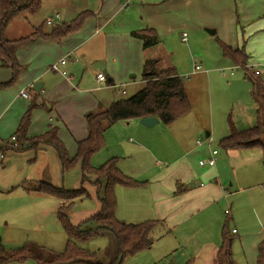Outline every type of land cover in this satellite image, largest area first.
Wrapping results in <instances>:
<instances>
[{
	"label": "crops",
	"instance_id": "1",
	"mask_svg": "<svg viewBox=\"0 0 264 264\" xmlns=\"http://www.w3.org/2000/svg\"><path fill=\"white\" fill-rule=\"evenodd\" d=\"M55 1L54 3H59L64 12L71 16L59 23L71 22L85 11L90 14L78 30L65 36L61 42L39 36L21 47L17 51V59L25 68L11 84L3 85L12 78V70L3 67L0 60V85H3L0 86V150L5 153V159L0 163L3 167L8 156H14L15 152L26 149L7 147V142L2 140L4 139L2 136L5 131L11 133V136L17 131L32 102L38 105L31 109L28 137L41 135L51 127H57L59 137L62 140L75 139L77 147V141L88 135V114L102 111L113 101L123 98H110L106 93L108 89L122 88L120 91L126 94L127 88L137 83L140 86L136 92L140 90L146 81L143 78V67L147 59L159 58V65L162 67L174 66L172 62L164 64V59L169 56L168 49L177 38V34L181 33V41L188 44V30L191 31V40L195 42L193 33L202 32L203 27H208L215 29V34L220 33L221 39H226L229 33L227 30L231 26L234 31L237 24L249 23L264 11V0H90V4L86 5H90L91 8L83 10H80L78 3L80 0ZM42 7L43 0L40 11ZM56 11L59 12L58 8L53 7L52 13ZM49 13L46 12L42 20L36 19L29 23L32 30L28 34H20L19 37L31 34L35 27L43 22L46 31L59 24L50 25L46 22ZM19 16L21 15L9 23L6 31L9 28L13 30L12 26L16 20L29 22L27 19H18ZM145 28L156 31L159 37L157 45L145 48L143 40L132 33ZM185 32L188 37L186 41L182 39ZM64 57L67 61L60 63V66L67 71L68 77L50 68L53 63ZM192 61L191 65L188 60L189 63L180 66L181 73L187 75L185 87L192 109L183 117L168 124L172 128L167 131L168 136L162 139L155 138L150 131L140 127L139 124L142 123L138 119L119 121L105 131L106 145L102 150L107 151L108 159L118 158V165L124 173L145 181L137 187H116V215L128 222L150 219L159 221L152 233H158L156 239L171 236L169 242L172 247L179 248L177 240L179 243L183 241L182 245L189 248L185 264H216V254L222 242L225 221L214 212L211 216L207 215V212L215 210L216 206L223 205L231 197L235 200L242 194V198L246 188L239 185L237 190H232L234 185L232 180L229 183L230 187L226 185L224 170L226 162L234 164L233 176L236 177L239 163L233 160L239 157V151L228 150L226 157H220L217 148L211 144L200 145L197 143V137L205 133L207 138L213 136L214 139L221 140L229 134L227 120L223 121L224 117L218 113L220 110L213 95V85L214 83L225 85V80L231 78L227 79L228 86L240 80L241 86L246 88L244 83L246 79H232L239 66H231L232 62L225 57L222 59L220 55L214 63H220L225 68L219 71L205 69L201 63V68L196 69L198 61L195 58ZM251 62L248 55V64H254ZM228 70L230 72L227 73ZM100 72L106 79L98 78ZM138 74L140 77L137 80ZM263 75L264 68H261L260 76ZM133 77L135 78L131 79ZM36 86L40 87V90H36ZM23 89L29 92L30 97L21 95ZM94 92L100 93L96 95ZM241 101H245V98H240ZM248 105L237 104L233 107L232 112L235 111L233 119L236 121L241 119L243 123H254L257 119V107L255 102L253 104L251 101H248ZM250 110L254 115L248 114L246 117L245 114ZM132 132L142 138L136 143L129 144L124 138ZM129 141L133 142V139L129 138ZM50 148L56 153L52 146L44 144L29 149L36 153ZM212 149L218 150L216 165H201L199 161L207 158ZM70 150V154L74 155L76 148L74 150L70 146ZM56 157L60 163L57 153ZM197 158L198 162L195 160ZM40 180L54 183L48 177ZM21 181L20 186L27 193L45 194L36 189L37 181L31 179ZM13 189L14 187L0 188V192L9 193ZM259 195V198L264 200V186ZM244 197L249 203L253 199L250 195ZM58 201L57 209L67 203L65 200ZM242 203L246 206L245 202ZM254 205L256 206L251 210L261 222L262 215L257 210L260 203L255 202ZM225 213L227 214L226 209ZM237 214L238 211H233L231 207L230 216L233 225L235 223L232 230L236 233L237 226L245 228V224L238 220ZM253 235V247L257 249L259 241L264 239V227ZM243 240L241 238V241ZM249 255L252 254L249 252ZM256 257L257 255L254 256V261ZM235 259L237 260L236 257Z\"/></svg>",
	"mask_w": 264,
	"mask_h": 264
},
{
	"label": "rangeland",
	"instance_id": "2",
	"mask_svg": "<svg viewBox=\"0 0 264 264\" xmlns=\"http://www.w3.org/2000/svg\"><path fill=\"white\" fill-rule=\"evenodd\" d=\"M54 2L56 1L43 0L42 10L38 13L21 14L18 19H27L29 22H26L25 20H18V22L16 20L12 26L13 30L9 28L8 31H6V37L17 38L21 35L28 34V32L32 30L29 23H33L36 19H39L38 21L42 20L46 12H51L49 13V16L53 17L54 23H58V20L54 18L57 11L52 13L53 7H57L59 12L62 13L59 22L66 20L67 18H71L70 15H67V13L64 12L63 7L59 3ZM78 3L80 10L90 7V5H86L90 4V0H80ZM35 23L36 22H34V24ZM207 28L208 27H203L202 32L193 33L195 42L191 40V31L188 30V44L181 41V33L179 35L177 34V38L174 39L168 49L169 56L165 57L164 64L166 62H172V64L177 67L176 69H178V73L182 75V78L185 81H188L186 77L187 75H183V73H181L180 66L189 63L188 60H190L191 65V62L193 63V58H195L199 64L201 63L205 69L208 68L219 71V69L225 68L220 63H214V60L218 55H220L222 59H224V57L228 58L232 62L231 66H235V63L231 60V58L224 55L223 48L219 42L221 39L219 35L220 33L211 35L207 31ZM230 28L227 30L229 33H227L225 37L226 39L221 40L225 43L228 41V45L244 48L252 60L251 63L259 65L255 66V69L264 68V11L257 15L255 19L249 23L241 25L237 24L234 31L232 30V26ZM217 52L220 54H217ZM200 60H203V62ZM246 64H248V62ZM244 67L245 65L239 66L235 70V74L232 75V79H246V82H244L246 83V88L243 85L241 86L242 83L240 80L228 86L227 79L230 80L231 78H227L225 80V85H221L220 83H214L213 85V95L217 99V104L219 105V115L222 114V117H224L222 120H227L228 124L229 120L233 121L238 129H246L256 124V120L254 123H243L241 119L236 121L232 117L235 114V111L232 112V108L236 107L237 104H240V106H249L248 101H251L254 104L251 94L252 78H248L250 75L252 77V74L249 72L251 70L247 69L249 70L248 74ZM228 72L230 71L228 70L227 73ZM139 77L140 74L137 75L136 79L138 80ZM134 78L135 77L131 79ZM261 78L264 81V75ZM139 86L140 85L137 83L130 85L127 88L126 94H122L120 91L122 88L117 87L115 89H108L106 93L112 99L120 97L128 98L136 92ZM94 93L98 95L100 92ZM240 98H245V101L240 102ZM199 104L200 103H195V105ZM248 114L254 115V112L250 110V112L246 113L245 116L247 117ZM207 120L208 118L206 117V121ZM138 121H140V119H138ZM139 125H141L140 127H142V129L150 131V133H152V135L157 139H162L164 136H168L167 131L169 129L172 130L171 126L161 121L151 127L142 126V124ZM5 132L6 133L2 136L4 139L2 140L7 142L6 146H11L17 150L20 149L19 146H14L11 142H8L11 139V133H7L8 131ZM129 138L133 139V142H130ZM141 138L132 132L127 134L124 139L128 141L127 143L133 144L138 142ZM197 140L201 141L200 145H203L204 143L211 144L212 147L219 150L220 157H226V152H228V150L220 146V139H214L213 136L207 138L206 134L203 133L197 137ZM63 141L66 145H68L67 147L69 150L70 146H72L75 150V139H63ZM70 151L73 152L72 149ZM236 151H239L241 155L233 160L234 162L237 161L239 163V167L236 169L237 175L236 177L233 176L234 164L232 163V165L231 163L226 162L224 168L227 178L226 185L230 187L229 183L230 180H232L234 182L232 190H237L240 185V187L242 186L243 188H246L244 196L250 195L253 196V199H251L249 203V201L246 200V197L243 196L241 198L242 194H240V197L235 200L231 197L228 199L229 201H226L223 205L220 204L219 206H216L215 210L211 209L207 212V215L211 216L212 212H214L218 217H223V221H225L226 217L229 216L225 213V209L229 210V213L231 207L233 211H238V220L240 223L245 224V228H239V226L236 228L238 229V233L234 235L233 243V248H236L235 257L237 260L235 259V261L237 264H255L256 261H254V256L257 255V249L253 247V234L258 233L262 227H264V200L259 198V193L263 191L264 185V164L262 161L263 149L257 147ZM106 152V150L96 152L91 160L92 165L99 167L107 161L108 157ZM195 160L198 162V158ZM4 165L5 166L3 167L0 163V188L11 189L14 187V189L9 193L0 192V249L3 251L12 252L26 244H37L45 247L49 251L60 252L64 250L66 245L67 235L63 224L57 216V207L59 205L58 199L54 196L46 194L36 195L30 194V192L27 193L22 186H20V183L22 182L21 180L31 179L38 181L48 177L52 179L55 185L66 189L80 188V186L84 184V187L90 196L75 199L70 214L71 221L74 224H80L82 220L87 219L100 208V202L97 194L98 188L94 183L97 176L90 173L87 175V181L82 183L80 160L70 170L63 171L62 166L57 160L56 153L52 148L47 151H39L36 153L34 150L26 148L25 150L15 152L14 156H8ZM229 177H231V179ZM242 202H245L246 206ZM255 202H258V204L260 203L257 210H259L262 215L261 222L251 210L254 206H256L254 205ZM258 221L260 223H258ZM229 222V230H232L235 223L233 225L232 219H229ZM94 225L95 223L89 220L83 224V228H92ZM157 234L152 233L154 242L151 247L144 248L137 253L128 255L121 264H185L187 260L185 259V256L187 255L186 253L189 248H185L182 245L183 241H180L179 243L177 240L179 248L172 247V244L169 242L171 236L166 235L163 238L156 239ZM241 238L244 240L241 241ZM81 244L91 251H95L97 253L95 261L103 264H111L117 254L116 243L111 231L108 229L101 230L98 235L85 242H81ZM249 252L252 255L248 256ZM0 264H3L1 260ZM4 264L38 263L34 259H27L25 261H11Z\"/></svg>",
	"mask_w": 264,
	"mask_h": 264
},
{
	"label": "trees",
	"instance_id": "3",
	"mask_svg": "<svg viewBox=\"0 0 264 264\" xmlns=\"http://www.w3.org/2000/svg\"><path fill=\"white\" fill-rule=\"evenodd\" d=\"M41 3L42 0H0V60L3 67H9L12 70V78L3 85L15 81L25 68V65L17 59V51L21 47L39 36L61 42L65 36L78 30L90 14L88 11L82 12L71 22L59 23L51 27L50 31L45 30V22H43L27 36L14 39L6 37V29L16 16L38 13ZM132 33L143 40L145 48L159 43V37L152 28L136 30ZM219 42L224 55L231 58L236 66L246 65L248 54L244 48L233 49L231 45L222 40ZM159 62V58L145 61L143 67L145 84L132 96L117 99L106 109L88 114V135L77 141L74 155L70 154L67 146L59 137L57 127H51L41 135L28 137L31 109L38 105L36 102L31 103L30 108L22 117L17 131L13 134L17 137L19 148H36L40 144L52 146L57 153L63 171L70 170L80 160L82 183L87 181V175L90 173L97 176L94 183L98 188L100 208L80 224H74L70 214L75 199L90 196L84 184L77 189H66L48 181H37V190L67 202L57 209L58 219L63 224L67 235L65 248L60 252H54L37 244H26L12 252L0 249V260L3 264L27 259H34L38 264H103L95 261L97 253L82 246L81 242L98 235L104 229L111 231L116 243L117 254L111 264H121L128 255L152 246L154 242L152 232L159 221L150 219L141 222H128L119 219L116 215V187H137L145 181L137 180L124 173L118 165L117 157L109 158L99 167L93 166L91 160L93 155L106 145L105 131L119 121L157 116L161 122L170 124L191 111L192 103L186 92L185 80L174 66L162 67ZM244 68L247 70L246 67ZM249 72L252 77L246 75L248 78H252L251 94L257 107L256 124L246 129H238L233 121L229 120L230 132L220 140L219 144L226 150L260 147L263 149L262 161L264 164V81L260 74H256L252 70ZM227 215L229 216L226 217L222 229V242L216 254V264H237L233 248L236 231L229 230V219L232 217L229 212ZM89 220L93 221L95 225L92 228H83V224ZM255 264H264V239L260 240L257 245Z\"/></svg>",
	"mask_w": 264,
	"mask_h": 264
},
{
	"label": "built area",
	"instance_id": "4",
	"mask_svg": "<svg viewBox=\"0 0 264 264\" xmlns=\"http://www.w3.org/2000/svg\"><path fill=\"white\" fill-rule=\"evenodd\" d=\"M54 18H55L56 20H58V23H59L61 16H60V14L57 12V13L55 14ZM46 22H47L48 24H50V25L55 24V23H54V19H53L52 16L47 17ZM187 38H188V37H187V33H186V32L183 33V38H182V39L186 41ZM66 61H67V58L64 57V58L61 59L59 62H55V63H53V64L51 65L50 68H51L52 70H55V71H60L61 73H63L64 75H66V76L68 77L69 75H68L67 71L64 70V69H62V67L60 66V63H65ZM255 66H259V65H258V64H246V65H245V67H246L247 69L254 71L256 74H260V72H261V68H259V69H255ZM195 67H196V69H200V68H201V65H200L199 63H197ZM98 78H99L100 80H104V79H106V76H105L103 73L100 72V73H98ZM21 95L24 96V97H30V94H29V92H28L26 89L21 90ZM208 138H209V137H208ZM208 140H210V139H208ZM10 142H11L14 146H18V141H17V137H16V135H12V136H11ZM197 143L200 144L201 141L198 140ZM217 154H218V150H217V149H212L210 155H209L207 158H205V159H201V160L199 161V163H200L201 165H210V166H214V165H216V162H217ZM4 159H5V153H4V151L0 150V161H3ZM228 212H229V210H227V213H228ZM233 231H235V230H233Z\"/></svg>",
	"mask_w": 264,
	"mask_h": 264
},
{
	"label": "water",
	"instance_id": "5",
	"mask_svg": "<svg viewBox=\"0 0 264 264\" xmlns=\"http://www.w3.org/2000/svg\"><path fill=\"white\" fill-rule=\"evenodd\" d=\"M207 31L212 34H215L216 32L215 29H211V28H207ZM35 89L40 90V87L36 86ZM159 121L160 119L157 116H147V117H143L140 119V122L144 124L145 126H152Z\"/></svg>",
	"mask_w": 264,
	"mask_h": 264
}]
</instances>
